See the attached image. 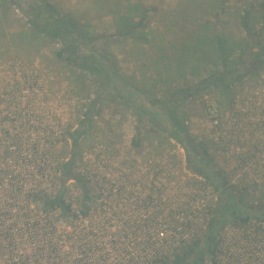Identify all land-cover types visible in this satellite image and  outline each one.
I'll list each match as a JSON object with an SVG mask.
<instances>
[{
	"label": "rangeland",
	"instance_id": "rangeland-1",
	"mask_svg": "<svg viewBox=\"0 0 264 264\" xmlns=\"http://www.w3.org/2000/svg\"><path fill=\"white\" fill-rule=\"evenodd\" d=\"M52 1L61 11L72 13L81 28H94L97 48L116 56L123 80V83L107 91V87L97 86L93 80L85 79L78 69L66 68L56 59L60 42L47 38L44 41L28 29L26 0H0V77L10 79L17 65H24L29 71L38 73L39 82H30L37 88L30 100L40 112L41 119L47 120L50 116L63 131V136L56 140L58 146L54 153L57 156L62 154L64 164L69 160L73 162L71 175L62 179L61 185L65 186L76 177V171L86 155H94L98 150L109 151L118 157L126 155L134 159L154 160L173 172L171 177L177 185H189L204 177L200 172L222 173L226 183L235 186L231 190L229 205L234 203L238 212L252 216L251 222L258 220L262 213L264 215V148L261 144L256 145L260 143L258 138L264 136V124L255 127V121L243 116L244 127L236 134L227 135L224 130L214 128L208 116L210 108L218 106L224 118L230 117L235 95H239L242 102L253 99L255 92L260 90L258 96L264 98V80H260V76H264V66L258 83L243 90L221 91L214 86H192L188 90V98L180 101L172 113L167 100L170 86L180 80L186 79L191 83L200 80L191 74H177V60L156 57L159 50L154 48L159 41L150 42L151 37L159 38L163 8L175 0ZM244 1L223 0V7L230 8ZM144 16L145 27L136 29V32L147 30L146 34L129 36L126 27L137 25ZM162 63L168 64L164 75L161 73ZM95 99L96 106L88 115ZM226 101L230 102L225 104ZM3 103L0 100V109ZM240 108H252L255 116H264V108L255 110L253 106L246 105ZM2 120L0 111V162L8 161L5 169L15 171L22 166L21 159L28 144L5 135H20L21 125L17 127L16 122L9 120L4 125ZM222 135L224 138L217 142ZM134 136L135 140H139L138 146L133 144ZM13 145L17 146L16 151L9 150ZM227 145V153L232 155L230 160L223 153ZM241 149L243 152L251 150L252 154L256 149L260 150L252 164L257 160L263 163V167L255 170L251 163L241 166L235 153ZM84 190L89 188L86 186ZM173 193L176 191L172 188L170 194ZM222 197L217 190L212 210L218 208ZM215 216L220 218L216 212ZM230 216L229 211L224 223L219 224L220 237L232 226ZM211 230L207 222L204 223L190 245L195 241L206 245L205 239ZM1 251L0 245V254ZM210 258L203 249L192 262L205 264ZM166 262L176 264L175 256L166 259ZM183 262L185 264L189 260Z\"/></svg>",
	"mask_w": 264,
	"mask_h": 264
},
{
	"label": "built area",
	"instance_id": "built-area-1",
	"mask_svg": "<svg viewBox=\"0 0 264 264\" xmlns=\"http://www.w3.org/2000/svg\"><path fill=\"white\" fill-rule=\"evenodd\" d=\"M259 2L264 6V0ZM15 67L10 79L0 77V111L4 125L9 120L23 127L20 135H5L28 146L19 169L6 170L9 162H0V264H160L187 246L211 216L212 183L200 177L177 185L173 172L154 160L98 150L86 155L76 177L62 186L65 164L54 149L63 131L50 116L41 119L30 100L37 89L30 82H39L38 73ZM255 93L242 102L235 96L228 118L212 106V126L236 134L244 127L243 116L255 127L263 125L264 116L240 108L263 110L264 98L260 90ZM258 139L256 145L264 148V136ZM228 150L227 145L223 153L230 160ZM259 151L235 153L241 166L251 163L256 170L263 167L257 160L252 164ZM172 188L176 193L170 194ZM56 196L65 211L48 204ZM205 264H264V220L229 227Z\"/></svg>",
	"mask_w": 264,
	"mask_h": 264
},
{
	"label": "crops",
	"instance_id": "crops-1",
	"mask_svg": "<svg viewBox=\"0 0 264 264\" xmlns=\"http://www.w3.org/2000/svg\"><path fill=\"white\" fill-rule=\"evenodd\" d=\"M162 16L159 38L151 37L150 42L159 41L156 57L177 60V74L200 80L225 74V82L214 86L221 91H239L258 83L264 66L259 0L230 8L223 7V0H175L163 8ZM166 65L162 63V75Z\"/></svg>",
	"mask_w": 264,
	"mask_h": 264
},
{
	"label": "trees",
	"instance_id": "trees-1",
	"mask_svg": "<svg viewBox=\"0 0 264 264\" xmlns=\"http://www.w3.org/2000/svg\"><path fill=\"white\" fill-rule=\"evenodd\" d=\"M12 1V0H9ZM25 4V3H24ZM14 6L17 4H13ZM262 14L264 17V6L260 3ZM25 8L27 9L28 17V29L36 34V37L40 39H52L60 42L61 47L56 51V59L62 63L63 66L69 69H78L83 77L87 80H93L94 84L100 87H107V91H111L113 87H117L120 83H123L121 74L119 71V62L113 53L106 52L103 49H98V41L94 33L92 26L83 27L79 26L78 19L73 16L72 13L61 11L52 0H26ZM145 16L142 21L137 25L126 27V33L133 36L134 33L138 36L139 34H146V31L136 32V29L144 28ZM264 22L262 23V25ZM145 40L150 41L145 38ZM144 40V41H145ZM255 61V60H254ZM221 77L206 76L197 83H191L189 80H180L173 83L170 86L168 93V103L172 108L177 109L179 102L184 101L188 98V93L192 86L198 85L207 88L211 86H219L222 82H225L227 75L222 74ZM81 82V81H80ZM236 96V95H235ZM234 96V97H235ZM129 99V98H128ZM97 99L94 100L91 108L88 110L89 115L93 108L96 106ZM134 146L139 145V140L133 139ZM196 151V150H195ZM205 150V154H206ZM73 167L72 160L65 163V176L63 179H67V175H71ZM202 168L205 166L201 165ZM206 180L210 181L214 186V189L219 191L223 196L221 203L217 209H211V219L209 218L206 222L211 230L209 235L205 239L206 245H201L200 242L195 241L194 244L190 243L178 250L173 256H175L174 263L181 264L186 259L189 262L185 264H196L192 262L200 252L205 249L210 257L214 258L218 245L220 243V226L224 223L225 215L230 211L231 225H243L251 222V217L240 213L236 210V205L230 204L232 200L231 190L235 188L234 185H228L225 181V176L222 174L216 175L215 173H202ZM216 175V176H215ZM87 195V194H85ZM48 204L54 208L60 206L64 209V202L61 196H56L53 200H49ZM214 211V212H212ZM215 212L220 215V218H216ZM259 219H264L263 213L259 215ZM220 224V226H219ZM197 235V233H196ZM194 236V238L196 237ZM168 259V258H167ZM160 264H167L166 260L161 261Z\"/></svg>",
	"mask_w": 264,
	"mask_h": 264
}]
</instances>
